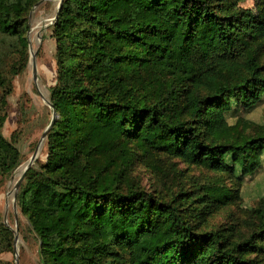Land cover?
<instances>
[{
  "label": "trees",
  "instance_id": "trees-1",
  "mask_svg": "<svg viewBox=\"0 0 264 264\" xmlns=\"http://www.w3.org/2000/svg\"><path fill=\"white\" fill-rule=\"evenodd\" d=\"M39 1L0 0V35L26 49ZM70 1L53 31L48 159L16 199L42 264H264V208L247 236L201 232L189 215L226 205L224 187L182 193L196 204L183 208L128 180L135 162L158 155L233 174L260 164L264 136L231 134L226 114L264 98V0L255 11L245 0H73L78 14ZM77 23L86 30L70 46ZM20 161L0 131V164L11 173Z\"/></svg>",
  "mask_w": 264,
  "mask_h": 264
},
{
  "label": "rangeland",
  "instance_id": "rangeland-1",
  "mask_svg": "<svg viewBox=\"0 0 264 264\" xmlns=\"http://www.w3.org/2000/svg\"><path fill=\"white\" fill-rule=\"evenodd\" d=\"M60 1L40 0L32 7L26 49L15 38L0 35V73L4 81V85L0 84V131L5 139L13 143L21 160L11 173L0 164V264H42L39 240L17 204L20 188L16 191L15 187L23 172H19L21 166H26L36 150V161L29 169L39 168L48 159V141L43 134L50 126L55 111L50 90L58 83L57 41L53 31ZM74 2L70 1V5L78 14ZM239 6L255 11L256 0H245ZM85 30L86 26L77 23L72 29L76 36L68 37L65 42L70 46L72 43L76 45L79 42L78 33ZM34 53L36 78L32 66ZM7 90L10 93L4 105L1 98ZM226 121L232 126L231 134L235 136H264V98L248 109L235 104L226 114ZM130 146L133 147V144ZM130 179L135 186L162 200L177 198L183 208L196 204L192 203V198L186 200L182 193L192 196L205 188L224 187L231 194V201L218 210L208 209L201 215H189L201 232L233 227L239 234L247 236L256 222L254 211L264 208V152L260 156V164L247 174H242L239 167L235 174L218 172L158 155L152 163H141V159L135 162L128 176ZM25 183L24 178L22 184ZM260 258L264 262V253Z\"/></svg>",
  "mask_w": 264,
  "mask_h": 264
},
{
  "label": "water",
  "instance_id": "water-1",
  "mask_svg": "<svg viewBox=\"0 0 264 264\" xmlns=\"http://www.w3.org/2000/svg\"><path fill=\"white\" fill-rule=\"evenodd\" d=\"M62 3H63V0H61L60 3H59L58 12H57V14H56V16H55L54 19H57L58 14H59V12H60V10H61ZM32 66H33L34 77L36 78L37 64H36V54H35V53L33 54ZM50 106H51V104H50ZM55 118H56V112L54 111V112H53L52 122H51L50 126L48 127V129H47V130L45 131V133L43 134V138H45V137L47 136L49 130L51 129V127L53 126V124H54V122H55ZM37 155H38V150H36V151L34 152L32 158L30 159V161H29V162L26 164V166L24 167L23 172H22V174H21L19 180L17 181L16 187H15L16 191L20 188V186H21V184H22V181H23L24 178H25V175H26L27 170H28L31 166H33V164L35 163L36 158H37Z\"/></svg>",
  "mask_w": 264,
  "mask_h": 264
},
{
  "label": "bare ground",
  "instance_id": "bare-ground-1",
  "mask_svg": "<svg viewBox=\"0 0 264 264\" xmlns=\"http://www.w3.org/2000/svg\"><path fill=\"white\" fill-rule=\"evenodd\" d=\"M24 167H25V165H23V166H21V169L19 170V172H22L23 171V169H24ZM17 181V180H16ZM13 198V197H12ZM9 206V205H8ZM8 208V207H7ZM8 210H9V208H8Z\"/></svg>",
  "mask_w": 264,
  "mask_h": 264
}]
</instances>
